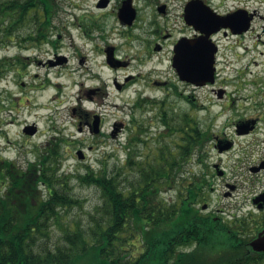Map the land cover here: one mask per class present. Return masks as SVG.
<instances>
[{
	"label": "rangeland",
	"instance_id": "obj_1",
	"mask_svg": "<svg viewBox=\"0 0 264 264\" xmlns=\"http://www.w3.org/2000/svg\"><path fill=\"white\" fill-rule=\"evenodd\" d=\"M187 1L133 0L137 16L127 25L118 18V0L106 7L99 6L100 0H58L48 40L29 39L36 35L37 22L7 41L0 29V59L12 63L0 66V158L25 167L35 159L36 148L66 137L67 170L124 166L129 143L136 149L135 160L174 144L178 135L168 124L189 111L211 134L181 170L189 178L206 173L210 184L200 205L225 219L246 218L252 228L263 224L264 206L253 199L264 188V168L252 167L264 158V0H205L219 13L245 8L256 15L248 31L213 35L219 44L217 78L203 86L182 81L172 64L175 41L190 32L182 19ZM162 4H167L165 14L158 10ZM109 46L122 60L116 66L108 61ZM218 88L226 90L222 98L214 91ZM95 115L98 132L90 128ZM249 118L258 119L255 128L237 133V123ZM27 125H36L37 132L26 134ZM74 183L82 206L69 216L87 220L101 203L99 189ZM178 192L172 186L163 196L174 199Z\"/></svg>",
	"mask_w": 264,
	"mask_h": 264
},
{
	"label": "trees",
	"instance_id": "obj_2",
	"mask_svg": "<svg viewBox=\"0 0 264 264\" xmlns=\"http://www.w3.org/2000/svg\"><path fill=\"white\" fill-rule=\"evenodd\" d=\"M57 8L58 0L0 2L3 40L35 22L36 35L27 36L46 39ZM11 65L0 59L1 67ZM168 126L178 135L174 144L135 160L129 143L124 166L67 170L66 137L36 148L25 167L1 157L0 264H264V252L250 245L262 223L252 228L246 218H215L200 205L210 184L206 173L181 174L210 129L189 111ZM75 181L97 186L101 195L87 220L69 216L82 206ZM172 186L179 192L168 199L163 191Z\"/></svg>",
	"mask_w": 264,
	"mask_h": 264
},
{
	"label": "water",
	"instance_id": "obj_3",
	"mask_svg": "<svg viewBox=\"0 0 264 264\" xmlns=\"http://www.w3.org/2000/svg\"><path fill=\"white\" fill-rule=\"evenodd\" d=\"M109 0H101L99 5L106 6ZM164 12V6L159 8ZM119 18L125 24H132L136 18V9L132 1L124 2L119 9ZM256 15L255 11H249L245 8L221 14L216 11L205 0H189L185 6V19L189 25H193L196 31H199L194 37L183 36L174 45L173 66L177 70L182 80L192 82L202 86L216 81V61L219 45L213 40L212 35L222 28H230L234 33H243L251 27L252 21ZM108 61L112 60L113 49L109 47ZM225 88H220L219 97H223ZM255 122V121H252ZM100 118L95 116L91 130L99 131ZM245 127V129H244ZM253 128V127H252ZM249 131L250 128L246 123L238 125V131ZM24 132L34 135L37 132L36 125H27ZM225 147H229V144ZM79 158L84 157L82 150L77 152ZM218 168V165L216 166ZM264 168V161L258 166L252 167V170L258 171ZM223 170H218V174L222 175ZM254 203L259 206L264 204V193L254 199ZM261 204V205H260ZM253 250L264 252V226L258 234L250 241Z\"/></svg>",
	"mask_w": 264,
	"mask_h": 264
},
{
	"label": "flooded vegetation",
	"instance_id": "obj_4",
	"mask_svg": "<svg viewBox=\"0 0 264 264\" xmlns=\"http://www.w3.org/2000/svg\"><path fill=\"white\" fill-rule=\"evenodd\" d=\"M126 1H129V0H118V3L120 4V7H119V9L123 6V4H124V2H126ZM132 1V4H133V0H131ZM109 2H110V0H109ZM188 2V1H187ZM187 2H186V4H187ZM109 4V3H108ZM186 4L184 5V7H183V12H182V19H183V21L185 22V26H186V28H188L189 30H190V32H184L182 35H181V37L182 36H187V37H194V36H196V34H197V31L195 30V28H194V26L193 25H189L187 22H186V19H185V6H186ZM161 6H164V12H162V13H167V4H162V5H160V6H158V10H159V8L161 7ZM119 11V10H118ZM220 31H222L223 33H225V34H227V33H231V34H236V33H234L230 28L228 29H226V28H222L221 30H219L218 32H220ZM218 32H216V33H218ZM215 33V34H216ZM171 35V33H168L167 35H166V37H169ZM180 37V38H181ZM179 39V38H178ZM177 39V40H178ZM177 40L175 41V43L177 42ZM218 43V42H217ZM162 47V45H156L155 47H154V49H157V48H161ZM112 49H113V51H114V47H111ZM107 50V49H106ZM173 52H174V47H173ZM173 56H174V54H173ZM172 60H173V57H172ZM120 62H122V60H120V59H118L116 56H115V54H114V56L112 57V60L109 62L110 64H112V65H114V66H116L118 63H120ZM179 76V75H178ZM180 78V77H179ZM181 79V78H180ZM182 80V79H181ZM183 81V80H182ZM185 81V80H184ZM186 83H189V84H193L194 86H197L196 84H194V83H192V82H188V81H185ZM214 91L218 94V92H219V88L218 89H214ZM225 94V93H224ZM187 97H189V96H187ZM252 121H255V122H252ZM87 122V121H86ZM258 122V119H255V118H249V119H245V120H240L238 123H237V133H239V134H242V133H248V132H250L251 130H253L254 128H255V126H256V123ZM242 123H246L247 125H248V127L250 128V130L249 131H246V130H244L245 129V127H244V129L242 130L243 132H239L238 131V125L240 124V128H241V125H242ZM92 124V123H91ZM90 124V125H91ZM253 127V128H252ZM225 143H227V142H225V141H222V140H219L218 141V144H220V145H225ZM229 143V142H228ZM227 143V144H228ZM264 161V158L260 161V163H262ZM259 163V164H260ZM258 164V165H259ZM257 165V166H258ZM215 168L217 169V167H216V165H215ZM218 170V169H217ZM220 170V169H219ZM264 193V188H263V190L262 191H260L259 192V194L258 195H256L255 197H257V196H261L262 194ZM255 197H254V199H255ZM254 199H253V202H254ZM257 204V203H256ZM258 205V207H263L264 206V204L263 205H261V206H259V204H257ZM208 205L207 204H204L203 205V210H205L206 209V207H207ZM208 213H210V214H213V216L215 217V218H223V219H225L222 215H217L215 212H212V211H207Z\"/></svg>",
	"mask_w": 264,
	"mask_h": 264
},
{
	"label": "bare ground",
	"instance_id": "obj_5",
	"mask_svg": "<svg viewBox=\"0 0 264 264\" xmlns=\"http://www.w3.org/2000/svg\"><path fill=\"white\" fill-rule=\"evenodd\" d=\"M52 71H54V69H51ZM101 91L103 90L101 87H100ZM105 91V90H104Z\"/></svg>",
	"mask_w": 264,
	"mask_h": 264
}]
</instances>
